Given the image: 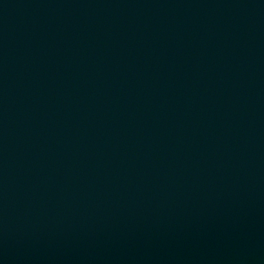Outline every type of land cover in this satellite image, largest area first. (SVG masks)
Returning <instances> with one entry per match:
<instances>
[{"label":"water","instance_id":"water-1","mask_svg":"<svg viewBox=\"0 0 264 264\" xmlns=\"http://www.w3.org/2000/svg\"><path fill=\"white\" fill-rule=\"evenodd\" d=\"M0 264H264V0H0Z\"/></svg>","mask_w":264,"mask_h":264}]
</instances>
